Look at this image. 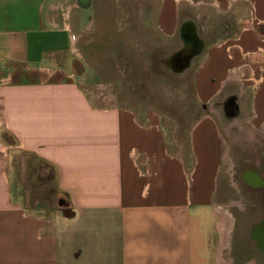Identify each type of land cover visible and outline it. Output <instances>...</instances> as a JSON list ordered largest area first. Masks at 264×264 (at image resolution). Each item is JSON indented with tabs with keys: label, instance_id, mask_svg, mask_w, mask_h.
I'll list each match as a JSON object with an SVG mask.
<instances>
[{
	"label": "crops",
	"instance_id": "0c3cea01",
	"mask_svg": "<svg viewBox=\"0 0 264 264\" xmlns=\"http://www.w3.org/2000/svg\"><path fill=\"white\" fill-rule=\"evenodd\" d=\"M58 5L0 0V264H256L233 238L262 215L264 0L118 8L86 39Z\"/></svg>",
	"mask_w": 264,
	"mask_h": 264
},
{
	"label": "rangeland",
	"instance_id": "374dc122",
	"mask_svg": "<svg viewBox=\"0 0 264 264\" xmlns=\"http://www.w3.org/2000/svg\"><path fill=\"white\" fill-rule=\"evenodd\" d=\"M153 3L157 5L158 0H58V4H59L58 6L59 7L61 6V9L64 10L65 14L67 11L71 12L72 19L75 20L77 15L80 14L79 22L81 25L79 24V28H81V30H79V34H80V37L84 39L96 37L98 34L102 32L103 29L107 28V31L108 29L109 30L113 29L114 27L110 24L112 23L111 19L113 18L114 20L115 17H116V22L118 24L122 22L123 24H125V26L128 25L126 16H124V14L122 16L118 14L115 15L114 10L118 11V8L120 9L122 8V9H125L124 11L126 12L128 8L132 10V9H135V7H139L141 8V10L145 8V12H148L149 9L152 7ZM122 9L120 11H123ZM110 10L112 11V14L110 13ZM138 11L140 10L137 9L136 12ZM129 16H131L130 20L132 21L133 19H132L131 11H130ZM135 16H136V13H134V17ZM130 20H129V23H132L130 22ZM120 27H121L120 25L116 27L117 31H119ZM113 36L115 38H119L120 35H117L115 33V35ZM154 79H155L154 77H150L148 79L139 80L138 84L140 86L142 85V87H144L145 89H148L149 87L152 86L151 87L152 89ZM156 80L157 79H155V81ZM134 88L137 89L136 86ZM183 92L184 91H182V93ZM183 97L184 96L178 91L176 95L177 102L184 101L185 97L184 98ZM186 101L188 102L190 101V99H187ZM199 116H200L199 110H196L194 108L193 110L192 109L187 110V115H186V120H185L186 125L190 124L192 121H195ZM186 131H187V128H184L183 134H185L184 132ZM36 165H37V170H38L37 173L31 174V175L29 174L27 181L31 182L32 186L34 187H35V184L36 186L38 185L37 189L36 188L33 189V195L35 194L36 195L35 197L38 198L39 201H41V204L39 207L45 208L48 212H52L55 208L54 199L56 195V188H55L56 181H55L54 172L45 163L36 162ZM239 176H242V174H240ZM41 185L42 187L45 186V188L44 189L41 188L40 187ZM240 186H242V184ZM243 196L246 197L247 195H243ZM248 214L249 213H242L240 216V218H242L243 221L246 220L245 223L250 219V216ZM239 235L241 238L240 239L241 245H245V243L248 242V240L243 241L242 238L247 237V236H244L241 233H239ZM237 246H240V244L238 243Z\"/></svg>",
	"mask_w": 264,
	"mask_h": 264
},
{
	"label": "flooded vegetation",
	"instance_id": "af4514ba",
	"mask_svg": "<svg viewBox=\"0 0 264 264\" xmlns=\"http://www.w3.org/2000/svg\"><path fill=\"white\" fill-rule=\"evenodd\" d=\"M253 168H248L245 170V172L242 174V188L245 193H248V189L252 188L253 186H261L263 188L262 192L264 195V176L262 179L257 181L255 179V174H253ZM263 204L261 207V216L256 219V216L254 214H248L250 216V219L245 223V221L241 220L239 224H237V229L234 233L233 243L234 247L237 249H247L251 250V254H237L236 256H242V257H251L256 258V264H264V198H262ZM248 209V207H247ZM246 213H250L249 209L246 210ZM252 213V212H251ZM239 233H241L244 236L242 238L243 241H247L245 245H241V238ZM236 239V240H235ZM240 241V242H239ZM238 243L240 246H237Z\"/></svg>",
	"mask_w": 264,
	"mask_h": 264
}]
</instances>
